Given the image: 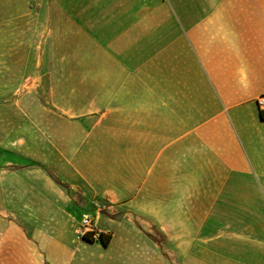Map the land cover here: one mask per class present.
<instances>
[{
  "label": "crops",
  "instance_id": "crops-1",
  "mask_svg": "<svg viewBox=\"0 0 264 264\" xmlns=\"http://www.w3.org/2000/svg\"><path fill=\"white\" fill-rule=\"evenodd\" d=\"M261 95L264 0H0V264H264Z\"/></svg>",
  "mask_w": 264,
  "mask_h": 264
},
{
  "label": "built area",
  "instance_id": "built-area-1",
  "mask_svg": "<svg viewBox=\"0 0 264 264\" xmlns=\"http://www.w3.org/2000/svg\"><path fill=\"white\" fill-rule=\"evenodd\" d=\"M257 105L259 110L264 114V95L257 98ZM94 214L84 213L81 217L79 229L82 235H89L91 238L96 239L99 232L96 229V224L100 213L107 209V207L97 200L92 201Z\"/></svg>",
  "mask_w": 264,
  "mask_h": 264
},
{
  "label": "rangeland",
  "instance_id": "rangeland-1",
  "mask_svg": "<svg viewBox=\"0 0 264 264\" xmlns=\"http://www.w3.org/2000/svg\"><path fill=\"white\" fill-rule=\"evenodd\" d=\"M84 213H88V212H84ZM83 213V214H84ZM82 214V215H83ZM82 215H80L79 219H78V228H79V224H80V220H81V217ZM149 232L152 233V236L154 237V239L158 242L159 246L161 245V248L165 251V253H167V255L170 257L171 259V263L172 264H178V261L176 259V256L171 252V250L169 249L168 245L160 238V236H158L157 233H155L153 230H151L150 228L147 229ZM81 232V231H80ZM78 232L76 234V236L78 237H81V233Z\"/></svg>",
  "mask_w": 264,
  "mask_h": 264
},
{
  "label": "trees",
  "instance_id": "trees-1",
  "mask_svg": "<svg viewBox=\"0 0 264 264\" xmlns=\"http://www.w3.org/2000/svg\"><path fill=\"white\" fill-rule=\"evenodd\" d=\"M81 238L90 241V242H94V241H99L103 246H106L109 241H110V234H105L103 232H99L98 236L96 239L91 238L89 235H82Z\"/></svg>",
  "mask_w": 264,
  "mask_h": 264
}]
</instances>
